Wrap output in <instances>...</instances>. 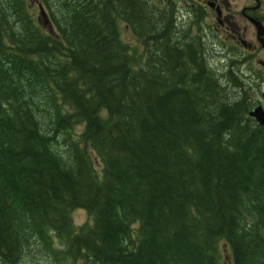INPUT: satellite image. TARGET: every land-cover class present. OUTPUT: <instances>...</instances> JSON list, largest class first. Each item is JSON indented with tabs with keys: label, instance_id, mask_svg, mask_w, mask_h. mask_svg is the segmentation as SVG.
I'll list each match as a JSON object with an SVG mask.
<instances>
[{
	"label": "trees",
	"instance_id": "obj_1",
	"mask_svg": "<svg viewBox=\"0 0 264 264\" xmlns=\"http://www.w3.org/2000/svg\"><path fill=\"white\" fill-rule=\"evenodd\" d=\"M35 2L0 0V264H264L257 84L212 65L202 13Z\"/></svg>",
	"mask_w": 264,
	"mask_h": 264
},
{
	"label": "flooded vegetation",
	"instance_id": "obj_2",
	"mask_svg": "<svg viewBox=\"0 0 264 264\" xmlns=\"http://www.w3.org/2000/svg\"><path fill=\"white\" fill-rule=\"evenodd\" d=\"M176 5L181 14L190 7L198 9L216 36L221 33L240 47L245 72L257 84L253 107L260 104L264 109V0H176Z\"/></svg>",
	"mask_w": 264,
	"mask_h": 264
},
{
	"label": "rangeland",
	"instance_id": "obj_3",
	"mask_svg": "<svg viewBox=\"0 0 264 264\" xmlns=\"http://www.w3.org/2000/svg\"><path fill=\"white\" fill-rule=\"evenodd\" d=\"M26 1L29 2L30 7H32L36 11L38 10V5L35 2V0H26ZM119 33L121 35V38L125 42H127L132 49H134L135 51L141 54L143 50L142 41L136 35H134L122 21L119 22ZM218 38L225 39L224 35H222L221 33L218 34ZM212 49L213 50L209 52L212 65L216 67L218 66L221 69H223L225 66V71L231 70L232 73H236L239 77L240 75H242L243 77H245V79H249V77L247 76L249 75V73L243 74L246 71V69H245V64L243 63L244 60L242 59V57L239 56L240 47L235 46V44L225 39L224 41H222L221 44H219V46H217L216 44L213 45ZM217 57L219 58L220 62H217ZM238 57L240 58V60L238 59ZM220 63L223 65H220ZM222 80L225 81V78L223 77ZM227 84L230 89H233L232 86H230V83ZM248 93L254 96V93L251 89H248ZM79 128L80 127H78L77 129ZM94 163L96 165V168L99 170L100 163L98 162V160H94ZM71 218L76 229L81 232L85 231L89 223H91L88 213L84 209H74L71 212ZM220 251H221L220 252L221 263L233 264L231 253L229 251V248L226 246V244L225 245L220 244ZM30 262H25L24 264H32V262L31 263ZM35 264L37 263L35 262ZM70 264H77V262L72 259Z\"/></svg>",
	"mask_w": 264,
	"mask_h": 264
},
{
	"label": "water",
	"instance_id": "obj_4",
	"mask_svg": "<svg viewBox=\"0 0 264 264\" xmlns=\"http://www.w3.org/2000/svg\"><path fill=\"white\" fill-rule=\"evenodd\" d=\"M44 11V10H43ZM45 13V12H44ZM46 16V14H45ZM249 115L253 116L259 124L264 125V109L258 104L249 110Z\"/></svg>",
	"mask_w": 264,
	"mask_h": 264
},
{
	"label": "bare ground",
	"instance_id": "obj_5",
	"mask_svg": "<svg viewBox=\"0 0 264 264\" xmlns=\"http://www.w3.org/2000/svg\"><path fill=\"white\" fill-rule=\"evenodd\" d=\"M249 117L251 118L252 116H251V115H249Z\"/></svg>",
	"mask_w": 264,
	"mask_h": 264
}]
</instances>
